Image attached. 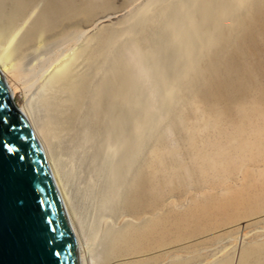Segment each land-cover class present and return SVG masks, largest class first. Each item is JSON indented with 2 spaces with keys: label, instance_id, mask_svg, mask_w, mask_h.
Segmentation results:
<instances>
[{
  "label": "bare ground",
  "instance_id": "bare-ground-1",
  "mask_svg": "<svg viewBox=\"0 0 264 264\" xmlns=\"http://www.w3.org/2000/svg\"><path fill=\"white\" fill-rule=\"evenodd\" d=\"M21 2L24 3L23 0ZM48 2L49 0H42V10L35 9L23 21L16 10L18 4L12 2L9 5L5 0L0 1V72L9 87L12 101L18 91L27 98L30 97L24 109L16 107L29 120L47 158L68 223L77 241L80 264H96L124 236L129 240L124 244L123 250L126 256H130L135 252L129 241L133 243L137 239L140 247L149 246L163 219L167 220L164 227L170 225L181 228L185 223L186 216L177 223L173 222L179 216L171 213L170 202L164 204L163 217L154 216L162 205L156 203L160 196L159 190L169 186L170 189L166 192L169 193L179 192L181 188L197 187L194 184L195 178L184 182L185 178L197 175V168L179 164L168 152L156 161L152 160L151 166L144 168L143 165V159L152 151L155 128L159 123L153 116L167 118L168 113L178 107L177 102L167 98L174 87L173 83L165 88L160 86L164 80L173 81L175 67L166 63L159 66V69L152 68L154 64L150 49L155 46L158 52L160 43L166 41L157 33L142 44L145 65L151 68V73L155 76L152 80L145 81L154 95L145 93L141 86L136 85L129 69L120 65L121 55L116 56L111 53V49H105L106 43L100 46L97 55L98 69H76L79 65L73 60L78 48L84 45L85 39L95 27L110 17L98 20L86 31L76 35L77 38L73 37L75 40L71 44L63 48L60 45L52 50L49 48L51 55L46 59L44 57L48 54L21 58V49L28 45L27 37H30V43L36 41L35 46L39 42L37 40L41 39L39 35L49 36L54 33L49 19L51 9L47 6ZM145 2L147 5L153 0ZM159 5L154 15V24H163L167 17L166 10L170 7L177 12L172 24L174 30L166 24L173 41L169 43L174 51H168L167 55L177 57V61L185 69H203V75L213 69L209 54L215 50L217 43H223L227 47L220 52L224 53L227 60L219 61L217 69H227L234 54L252 51L264 39V0H159ZM147 9L140 8L137 19L126 24L122 43L114 50L124 52L134 31H146L141 25H137V20L141 19V23L149 22L153 14L145 15ZM36 21L44 23L39 33L32 31ZM56 23L58 27V22ZM257 27L260 28L256 30ZM86 46H89L88 40L79 56L90 53ZM160 54L155 53V57L158 59ZM125 73H128V78ZM88 75H92L93 81H81L79 78ZM9 77L12 86L9 85ZM78 82H81L80 85H77ZM183 94L182 103L187 100V95ZM220 94L221 98L216 100L219 104L224 103L227 98L225 91ZM65 96L67 100L62 101ZM207 105L208 100L199 106V111L201 112L202 106ZM40 109L45 113L42 114ZM181 123L170 121L175 128L180 127ZM207 126L200 128L199 134ZM89 149L91 153L88 152ZM191 149L202 152V147L194 139ZM225 151L223 148L218 149L216 163L203 160L197 164L201 168L200 179L212 181L216 179V172L219 175L224 172ZM131 194L128 203L127 198ZM102 202H106L105 211L108 214L119 211L123 204L127 208L132 207L134 211H131L128 219L114 214L113 223L105 221L102 251L97 254L92 246L91 233L102 220V216L96 214L103 206ZM225 204L227 206L216 209L219 215L223 214L221 211L232 210L233 206L252 208L243 197L227 199ZM258 212L253 209L251 216ZM140 218L142 219L139 220ZM161 233H166V230ZM201 241L195 240V243ZM252 242L256 251L249 256L241 254L236 264H264V235L257 234ZM158 258L160 257L153 256L147 262H157Z\"/></svg>",
  "mask_w": 264,
  "mask_h": 264
},
{
  "label": "rangeland",
  "instance_id": "rangeland-1",
  "mask_svg": "<svg viewBox=\"0 0 264 264\" xmlns=\"http://www.w3.org/2000/svg\"><path fill=\"white\" fill-rule=\"evenodd\" d=\"M5 1L9 5L12 2L19 5L16 10L23 21L35 9L42 10L44 7L41 5L42 0H23L24 3L21 0ZM139 2V0H62V2L49 0L47 6L51 9L49 19L54 33L49 36L39 35L41 39L37 40L39 42L35 46L36 41L30 43V37H27L28 45L21 49L19 54L21 58L27 56L35 58L48 54L44 57L46 59L51 55L49 48L52 50L57 45L63 48L71 44L75 40L72 39L73 37L86 31L98 20L110 17L95 27L85 39L84 45L86 40L89 42V46L85 47L90 52L88 55L79 56L84 45L78 48L73 60L79 65L76 69H98L97 55L100 46L106 43L105 49H111V53H115L116 56L121 55L120 65L129 69L132 74L131 79L135 78L136 85L141 86L145 93L154 95L148 82L145 81L152 80L155 76L152 75L151 68L145 65L146 58L142 44L157 33L166 40L160 43L158 52L155 46L150 49L151 61L154 64L152 68L159 69V66H164L166 63L175 67L176 74L175 77L173 76V81L164 80L160 86L165 88L173 83L174 87L169 91L167 98L177 102L178 107L173 108L167 118L153 116V119H157L159 123L155 128L156 137L153 140L152 151L143 159V165L144 168L151 166L152 160L156 161L168 152L179 164L197 168L196 176L184 179V182H190L195 178L194 184L197 187L181 188L179 192L169 193H166L170 189L169 186L162 191L159 190L160 196L157 197L156 203L162 205L154 216L163 217L164 204L170 202L171 213L179 216L173 220L174 223L186 216L181 228L170 225L164 227L167 220L163 219L158 233L149 246L140 247L138 245L140 241L137 239H134L133 243L129 241L135 253L126 256L123 247L129 239L124 236L113 245L111 251L98 259L96 264H217L218 262L236 264L241 254L249 256L256 251L252 242L256 239V235H264V217L259 218L264 216V39L252 51H240L234 54L227 69H217L219 61L227 60L224 53H220L227 47L223 43H217L215 50L209 54L213 69L203 75L201 73L203 69H185V66L177 61V57L167 55L168 51H174L169 43L173 41L166 24L172 29L177 12L170 7L166 10L167 17L163 24H154V15L160 6L159 0H153L152 3H149V0ZM144 2L149 4L146 5ZM39 5L41 6L37 8ZM144 7L148 8L145 15H153L149 22L141 23L142 20L138 19L137 25H141L146 31L144 33L134 31L124 52L114 50L122 43L126 34V24L137 19L141 12L140 8ZM43 27L44 23L36 21L32 31L39 33ZM259 28L257 27L256 30ZM155 53L160 54L158 59ZM218 53L220 54L217 55ZM125 74L128 78V73ZM79 78L81 81H93L92 75ZM80 83L78 82L77 85ZM12 84L9 77V85ZM222 91L226 92L227 98L224 103L219 104L216 100L221 98ZM183 93L187 95V100L182 103ZM27 99L30 100V97L27 98L18 91L14 103L18 108L24 109ZM66 100V96L62 98V101ZM207 100L208 105L202 106L200 112L199 106ZM40 111L42 114L45 113L43 109ZM171 120L182 123L180 127L175 128L170 124ZM203 126H207L206 132L201 129L199 134V129ZM192 139L202 147L201 153L191 149ZM220 148L226 149L224 172L220 175L216 172L214 174L216 179L212 181L200 179L201 168L197 167V164L203 160L216 163L217 151ZM88 152L91 153V149ZM87 179L90 180V177ZM131 197L132 194L127 198L128 203ZM242 197L252 205V208L233 206L232 210L221 211L222 215L216 211L220 207L227 206L225 204L227 199ZM102 204L100 210L96 211L97 215L102 216V220L91 233L92 246L97 254L102 251L105 221L113 223L114 214L128 219L133 210L132 207L127 208L123 204L119 211L108 214L105 211L106 202ZM253 209L259 212L251 216ZM162 230H166V233H161ZM195 240L202 241L195 243ZM169 244L171 245L168 246ZM185 247L190 249L186 250ZM153 256L160 258L157 262L148 263L147 260Z\"/></svg>",
  "mask_w": 264,
  "mask_h": 264
},
{
  "label": "water",
  "instance_id": "water-1",
  "mask_svg": "<svg viewBox=\"0 0 264 264\" xmlns=\"http://www.w3.org/2000/svg\"><path fill=\"white\" fill-rule=\"evenodd\" d=\"M0 264H80L47 158L1 72Z\"/></svg>",
  "mask_w": 264,
  "mask_h": 264
}]
</instances>
